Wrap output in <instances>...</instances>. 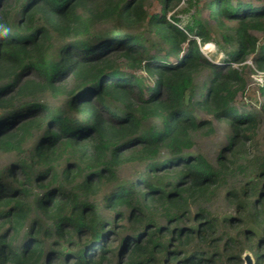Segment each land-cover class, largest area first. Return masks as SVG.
<instances>
[{
	"label": "trees",
	"instance_id": "16d2710c",
	"mask_svg": "<svg viewBox=\"0 0 264 264\" xmlns=\"http://www.w3.org/2000/svg\"><path fill=\"white\" fill-rule=\"evenodd\" d=\"M149 1L0 0V264H264V101L235 106L248 60L264 73V0L187 21L193 0ZM214 121L215 163L192 152Z\"/></svg>",
	"mask_w": 264,
	"mask_h": 264
},
{
	"label": "rangeland",
	"instance_id": "374dc122",
	"mask_svg": "<svg viewBox=\"0 0 264 264\" xmlns=\"http://www.w3.org/2000/svg\"><path fill=\"white\" fill-rule=\"evenodd\" d=\"M207 1L208 0H201L200 2H197V0H193V6H191L190 9L187 7V4H182V6L178 9L179 11H177L178 17L185 21L195 15L201 16L202 18L206 19L209 12L208 9L205 8L204 3ZM147 9L150 14H153L160 12L161 6L155 0H150L147 3ZM173 13H171L170 15H172ZM255 35L259 38L260 45L264 44V35L261 33H255ZM212 38L213 40L210 43L201 47L202 53L210 60L220 64L222 63V59L226 57L224 49H228V47L224 46L218 32H213ZM247 64L250 68H247V71L245 73L246 90L244 93L238 95L235 102L236 109L240 112L256 111V109H258V104L264 101V98L261 95V88L264 85V73H260L256 70L252 59H249ZM137 73L138 75L146 77L145 72H143L142 70H138ZM207 75L208 72L204 71L196 77L195 82L200 86V88L206 81ZM195 116L198 120L211 119L210 116L200 111H197L195 113ZM214 126L215 129L213 133L205 134L202 132L198 133L195 136L196 146L192 151L193 153L204 155L213 163H215L220 150L226 145L227 136L230 133L229 125L225 124L224 122L214 121ZM258 138L259 142L256 146L264 150V119L261 120V124L258 129ZM12 160L13 156L11 154L0 152V167L10 163ZM127 171H125V174H127ZM209 208L214 213L219 215L229 212L230 209L225 201L223 191L219 193V195L210 203ZM246 257H249L252 264L253 260L251 259V257L249 255Z\"/></svg>",
	"mask_w": 264,
	"mask_h": 264
},
{
	"label": "water",
	"instance_id": "95a60500",
	"mask_svg": "<svg viewBox=\"0 0 264 264\" xmlns=\"http://www.w3.org/2000/svg\"><path fill=\"white\" fill-rule=\"evenodd\" d=\"M245 261H246L245 264H251V260L249 259V257H246V258H245ZM252 264H253V263H252Z\"/></svg>",
	"mask_w": 264,
	"mask_h": 264
}]
</instances>
